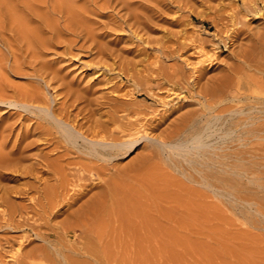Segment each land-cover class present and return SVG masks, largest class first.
<instances>
[{
	"label": "bare ground",
	"instance_id": "1",
	"mask_svg": "<svg viewBox=\"0 0 264 264\" xmlns=\"http://www.w3.org/2000/svg\"><path fill=\"white\" fill-rule=\"evenodd\" d=\"M164 1L173 2V0ZM157 2L158 0H92L90 5H84L85 3H79L78 0H0V264H94V261L108 262L114 257L118 260L119 257L121 258L120 264H128L126 261L128 259L122 253L131 246L135 250H132L135 252V260L139 259L142 263L150 259L149 253L153 251L152 236L154 237L156 232L154 228L167 227V225H161L159 217H155L158 219L156 222L152 210L153 216L149 211L145 212V202H147L145 199L159 192L155 190L156 188H161L157 183L160 180H154L155 173L161 171L158 178H162L163 183H167L166 186L175 178L163 173L160 163L154 164L153 162L156 161H148L150 156L160 153L157 150L160 145L155 142L147 143L145 145L147 151L142 152L133 161L123 165L117 161L138 145L139 142L136 141L141 136L170 143L181 136L185 137L184 133L191 129L193 131L194 126V131H197L199 124L197 126L195 122L201 118L198 119L199 114L194 115L192 114L194 112L190 113L191 111L186 110L161 128L157 135H149L143 131L140 133L139 127L144 126L147 120L146 114L138 107L139 102L135 99L142 93L141 88L127 87L120 81L109 83V78L105 81H83L72 74L62 59L76 55L86 46L87 41H90L89 44L94 43L97 52L103 54L104 46L98 37L108 34L110 30L128 28L132 32L142 30L147 32L152 29V25L158 20L157 15L154 14L160 9ZM163 6L166 7L165 4ZM262 7L264 0H229L221 12L217 13L213 9L217 13L215 15H218L216 17L225 23L222 27L221 24L218 25L217 18H212L216 24L212 37L217 39L213 41L215 45L212 49L220 48L222 42L226 44L230 40L238 39L240 34L245 32L243 24L247 23L248 16L251 13L258 15ZM106 8L108 10L111 8L112 13L111 11L108 13L110 17L104 22L106 26L104 28L97 19L90 17L89 12L106 13ZM87 21H92L93 24H88ZM223 31L230 33L226 32L227 35L224 36ZM257 32L248 33L247 40L255 44L257 40L264 39L262 38L264 31ZM191 40L193 42V39ZM171 41L158 44L159 52L154 54L153 60L144 63L141 68H137L132 61L124 58L125 48L118 47L116 50L109 47L110 56L115 55L114 62L118 66L114 76L121 80L125 78L133 81L142 78L148 83L142 88H145L150 95L155 93V85L165 87L170 94L177 95L183 90H191L192 84H196L198 85L196 94L201 98L204 97L205 102L212 108L220 95H218L219 91L225 87L232 92V97L236 96L238 99L243 96L254 97L259 104H255L256 101L255 103L248 101L247 110L252 112L255 109L256 112L233 116L229 121L232 126H228L231 129L239 127L237 133L239 136L243 133L246 135L252 133L251 135L256 136L254 134L257 133L259 137H264L259 133L264 131V62L251 55L246 45L242 48L240 46L241 49L237 53L239 62L231 64L223 71L220 69L222 72L219 75L214 74L213 78L209 75L207 80L201 83L199 73L195 78L190 79L182 66L184 63H162L161 58L175 57L176 53L178 54L185 46L176 39ZM203 41L198 39L195 43V46L200 48L198 52H201L202 57L197 60L200 62L199 66L193 65L192 74L195 70L204 67L202 65L204 60L211 58V54L203 50ZM100 61H102L101 57L96 61L98 69L102 66L109 67L106 61L105 64ZM182 61L189 64L185 58ZM110 67L112 68L113 65L111 64ZM110 67L108 70L111 69ZM99 73L101 72H97ZM12 75L25 78L23 80L25 82L14 81ZM244 79L250 82L247 85L248 90L241 89ZM50 89L54 92L52 96L48 93ZM193 94L195 95V92ZM145 98L144 95L143 99ZM140 116L145 120L141 121L139 127H135ZM214 116L217 120L218 114L214 113ZM205 119L211 121L212 118ZM176 159L174 158V162ZM146 162L152 164L145 165ZM158 167L160 170L157 171ZM203 178L205 182L211 184L208 175H204ZM11 180L16 183H9ZM181 182L182 185L186 183ZM187 185L182 186V189H186ZM189 186L186 197H177L176 204L186 208V218H194L198 217L199 211L205 209L206 212L209 206L204 205L199 211L193 209L196 196L200 198L203 193ZM232 186L231 184V188ZM185 189L183 192L186 191ZM178 193L176 192V195ZM188 194L195 196L192 197L193 202ZM152 199L154 203L157 198ZM148 203L147 206H151L155 212L160 210L159 202L157 203L159 209L155 208V203H151L152 205ZM169 204H172L171 209L176 207L175 202ZM63 206L65 209L62 211H66V215L64 214L63 221L58 225L65 227V235L68 236V227H71L79 229L78 232L87 237L81 244L85 250H81L84 253L80 258L78 254H81L79 250L81 247L77 246L79 242L77 244L76 241H72L76 247L72 245L71 250L79 247L77 250L80 252L76 251L75 254L76 252L73 251L74 253L70 254L68 251L65 254L64 252L71 246L69 244L67 249L66 244L69 243V239L64 244L63 240H60L61 247L58 241L56 243L55 239H52V235L59 227H48L44 230L41 228L43 222L47 223L46 218L59 214ZM210 208L213 214L216 213L215 206L210 205ZM171 211L162 214L166 219H170ZM200 222L198 224H201ZM48 223L50 225V220ZM140 227H144V230L148 229L150 235L143 234V228L139 232ZM166 229L163 231L167 233ZM109 231L113 233L115 231L114 236H118V240L106 239ZM36 238L42 241L39 240L37 243L36 240V243L31 244ZM158 238L160 237L157 236L156 240ZM127 239L131 240L130 244L127 243ZM154 243L157 244L155 241ZM162 244L167 246V241ZM114 246L118 249L114 250ZM62 258L66 259V262L62 260L59 263ZM130 261L132 262V259Z\"/></svg>",
	"mask_w": 264,
	"mask_h": 264
},
{
	"label": "rangeland",
	"instance_id": "2",
	"mask_svg": "<svg viewBox=\"0 0 264 264\" xmlns=\"http://www.w3.org/2000/svg\"><path fill=\"white\" fill-rule=\"evenodd\" d=\"M90 1L92 0H78L79 3L82 4L85 3L84 5L86 4L90 5L91 4ZM227 2H229V0H173V2L158 0L157 5L158 7H160V9H158V11L154 13L157 15L158 20L156 24L152 25V29H149L147 32L144 30L138 32L137 31L132 32L128 28L110 30L111 32H109L108 34H104L98 37V40L104 46L103 54L97 52V47L94 46L95 45L94 43L89 44L90 41L89 42L87 41L86 46L81 48L76 55H73L71 58L69 57L62 59L63 60L62 62H65L67 64L66 66L69 70H71L72 74H74L76 77L81 78L83 81L86 80L88 82H94L97 80L105 81L106 78H109V83H113L114 81H120L121 83L126 84L127 87L134 86L133 88L135 89L141 88L140 90H142L143 94L142 93L138 94V97H136L135 99L138 100L139 102L138 107L143 110L144 114H146L145 116L147 117V120L144 125L145 127L144 126L139 127L141 121L145 120L142 116H140L138 121L136 122L135 127H139V129L141 130L140 133H142L143 131V133L149 135L151 134L157 135L161 128L167 126L168 123H170L180 113L185 112L186 110L191 111L190 113L194 112L192 113L194 115L199 114L198 119L199 118L203 119V121L201 119H199V121L196 120L195 125L198 126L199 124V127L196 129L197 131H194L195 129L194 126L192 127L194 128L193 129L194 132L191 129L188 132L184 133L185 137L181 136L177 138L175 141H172L170 143H162L158 139L148 136L145 137L143 135L136 141L139 142L138 145H136V147H134L133 149L128 151L126 155L118 159L117 162H119L122 165L130 161H133L136 157L142 154V152L147 151V149L145 148V145L147 143L155 142L158 143L161 148L160 149L158 147L157 149L159 150L158 152H160L157 153V155L159 156L155 154L153 156H150L149 158L150 160L148 159L147 160L150 162L151 160L156 161V163L153 162L154 164L160 163L159 165L160 168H162V172L164 170L163 173L170 176V178L173 179L175 178L174 180L172 179L173 181L171 182L169 181L170 184L166 186L167 183H163V179L158 178V174H160L161 171H159L160 173L159 172L155 173L156 176L154 174L155 176L154 180H160L157 183L161 188L159 187H158L159 189L156 188L155 190L159 192H155L156 194L154 195L152 194L150 198L145 199L147 200V202H145V212L148 213L149 211L150 215H152L153 214L152 211H153L154 212L153 215L155 216L153 215L152 216L154 218L159 217L158 218L160 221L159 223L163 226L167 225V227L154 228L156 231L154 234L155 239L152 236L153 242L151 241V243H153L152 245L153 251L149 253V257H150L149 260L147 261L144 260L142 261V263H140L141 260H139L138 258H137L138 260H135L134 259L135 252H133L135 250H133L132 246L127 251H125L126 253L124 251L123 253L121 252L123 256L126 257V259H128L126 260L128 264H133V263L134 264H148V263L149 264H264V137H259V134L257 135V133L256 134L253 133L256 136L251 135L252 133L251 134L249 133V135L248 133L247 135L246 133H243L242 135L240 134L239 136V134H237L239 127L237 126H236L237 128L232 127L231 129L230 127L232 125L231 123L229 124V121L233 116L243 115V113L246 114V112L250 113L251 110L250 111L247 110V105L250 101L252 103H255L256 101L255 98L249 96L248 97L243 96L240 97L241 99L240 100L236 96L232 97L233 96L232 92L229 91L226 87L223 88L224 87L223 86L222 87L223 89H221L218 93V95L220 94L218 96L220 102L217 99L216 103L215 102L213 103L214 106L212 108L209 107V104L205 102L206 99L204 97L201 98V96L196 94V90L198 89V85L196 84H192L191 90L188 89L183 90L181 91V93L177 95L172 93L170 94L165 87H160L155 85L154 87L155 93L150 95V93L146 92L147 90L145 88H142L148 85V83H145V81L142 80V78L140 80L137 79L133 81V80H127L125 78L121 80L118 77L114 76V74H116L115 71L118 68V66H116V63L114 62L115 55L112 54L110 56L108 50L109 47L115 48L116 50L118 49V47L125 48L126 51H124V55H123L124 58L126 60L129 59L130 61H132L137 68H141L144 63H149V61L153 60L154 54L159 52V49L157 47L158 44L160 45L161 42H170L171 40H172L171 42H173V40L176 39L180 43L183 42L185 46L182 47V49L178 53L179 55L176 53L175 56L176 58L175 57L161 58L162 63L163 64H167V63L170 64L173 62H177V63L179 62L180 64L184 63L185 65L183 64L182 66L186 74L190 77V79L195 78V75L199 73L198 76L200 75L199 78H201L200 79L201 83H204V81L207 80L206 78H208L209 75L210 78H213L215 76L214 74L219 75V73L222 72L223 69L229 67L231 64L239 62L237 53L242 48V46L246 45L245 47L246 49L249 50L251 55L253 56L255 55V57L258 58L260 62L261 61L264 62V39L257 40L256 41L257 44L256 43L253 44V41L247 40L248 33L257 32L260 30L264 31V7H262L258 15H256L255 13H251L250 16H248V19L246 18L247 23L243 24V28L245 32L241 33L238 39H234V41L230 40V42H232L233 44L230 42L224 44V42H222L220 48L216 47L215 49H212V47L215 45L213 41L217 40L214 39V37H212L213 32L216 30V24L212 20V18L216 19L218 17V15L215 14L224 10L223 7L227 5ZM163 4H165L166 7H164ZM215 7L217 9H215ZM106 10H107L106 13H101V14H95V12L94 13L89 12V14L91 15L90 17H92L93 19L94 18L97 19L100 23H102L100 24V26H104V28H106L104 22L108 21L110 17L109 16L110 14L108 13L110 11H111L110 13H112L111 8H109V10L108 8H106ZM217 21H218L217 22L218 25L221 24L220 26L223 27L225 21L223 22L221 19L218 18ZM87 22L88 24L92 23V21H87ZM228 31H223L222 34L224 36L229 34L230 32L228 33ZM231 32L233 33V31ZM191 39H193V42H191L192 41ZM198 39L202 41L204 40L203 50L204 51L206 50L208 54H211L210 56L211 58L204 60V62H202V65L204 67L202 66L203 68H201V70L200 69L195 70V73L193 72L192 74L191 69H193L192 68L193 65L199 66L200 62H198L197 60H199V58L202 57L201 52H198L200 48L195 46V43H197ZM156 41H158L159 43H157ZM241 41L244 45H241L242 44ZM100 57L102 58V61H100L101 63L104 62L105 64L106 61L108 63L107 67L108 66L110 67L112 64L114 68L110 67L111 69L108 70L109 67L105 68L104 66H102L100 69H98L96 66V61ZM183 58L189 61V64H186L184 61H182ZM220 69H222V71H220ZM97 72H101V73L97 74ZM11 77H13L14 78L13 80L14 81L16 80V82L18 83L25 82L23 81L25 80V78L23 77H19L15 75H12ZM249 83H250L249 81L246 82V79H244V81L241 83L242 84L241 89L248 90L247 85ZM194 92L195 95L193 94ZM48 93L50 96L54 94L52 89H50ZM144 95L146 96L145 99H143ZM242 104L244 105L242 106ZM255 104H259V103H257L256 101ZM192 109L195 111H193ZM253 111L256 112L255 109H253ZM252 112L251 114H253ZM214 113L215 115L218 114L217 120H215ZM205 118H209V119L212 118L214 120L212 121L211 119V121H208ZM204 121L206 122L204 123ZM228 125L231 126L229 127ZM198 130L200 132H198ZM259 133H261V135H264V131ZM234 134L236 136L238 135L239 137L238 136L235 137ZM249 136L251 137L249 138ZM198 139H201V141ZM247 140L248 142H246ZM243 141L246 143H242ZM164 146L165 148L166 147L167 148L165 149ZM217 151L221 154L219 155ZM174 158H177L175 162H174ZM198 163L199 165L200 164L201 165L199 166ZM150 164H148V162L145 163V165H150ZM160 168L157 169V171L160 170ZM216 169L219 170V171L217 170V174H216ZM204 175L209 176V181L211 180V184L205 182V179L203 178ZM180 179L181 181L186 182L185 183L186 185L189 184L190 186L187 185L185 186L186 189L185 188L182 189V186H184L185 184L184 185L180 184L182 183L181 181H179ZM178 181L179 184L177 183ZM9 183H16V181L11 180L9 181ZM157 183H155L156 187L158 186ZM231 184L233 185L232 188H231ZM163 186H165L164 187L165 189L163 188ZM188 186L189 188L194 187L193 189L201 190L200 192L203 193V196H201L200 198L199 196H196L195 200L197 202L194 201L195 196H191V194L190 195L188 194L192 199V202L194 201L193 204L194 203L196 204V205L195 204L192 205L193 209L199 211L203 209L202 206L204 205L209 206V208H206V212L204 211L205 209H203L202 212L199 211V215H197L198 217L186 218V210H185L186 208L183 205L180 207V204L178 203L176 204L177 197L178 198L186 197ZM234 186L235 188H233ZM174 188H176L177 190ZM184 189L186 191L183 192ZM161 190L162 193H160ZM168 190L171 192L169 193ZM175 191L179 192L178 195H176ZM232 191H234V193H232ZM158 193L160 196L158 195ZM152 196H154L155 199L157 198L156 200H154L155 202L157 201L156 203L154 202L155 204L152 202L153 201L152 198H154ZM160 198L161 199L165 198V200L161 201ZM170 199H172L175 202L174 205H176V207L173 205L174 207H172V209H171L172 204L170 205L169 203L171 202L174 203V202L171 201ZM148 201L150 204L148 203ZM147 203L149 205H152L151 203H153L156 206V207L153 206L155 208H158L159 206L160 210H158V212H155V209H152L151 206H147ZM198 205H200V207H198ZM210 205L216 207L215 208L216 213L213 214V212L210 210L211 209ZM147 207L149 209H146ZM197 207L201 209H198ZM174 208L177 209L173 210ZM64 209L65 206L61 207L59 211L60 215L59 214L53 216L51 215L48 218H46L48 219L47 223L46 221L43 222L41 228L42 230H44L47 229L48 227H55V226L59 227L56 229L55 234L52 235V239L54 238L55 240L54 239L53 240L55 242L58 241L59 247L62 246V242L64 244V242L68 241L69 239L68 241L69 243L66 242L68 243L66 244V246H68L67 249L69 248V244L71 246L67 251L64 250L65 254H67L68 251H70L69 252L70 254L73 251L80 252L84 248L82 247L81 244L82 242L86 241L87 237L85 235L84 236L81 235L80 232H78L80 231L79 229H73L71 227H68L69 229L68 236L65 235V227L59 226L66 215V211H62ZM181 209L182 211L180 212ZM168 210L170 211L172 210L174 211L173 213H175L173 214L171 211L170 219L169 218L166 219L164 215L168 212ZM160 213L161 214L164 213V214L161 215ZM182 213L185 218L181 216ZM51 219H53L54 221ZM158 219L155 218L156 222H158ZM161 219H164V221H166L167 224L164 221L162 222ZM49 220H50V225L48 223ZM198 222H200L201 224H198ZM60 227L64 228V230L61 229ZM142 228L140 227L139 232H141L140 230L142 229V233L143 234L147 233L148 235L149 234L148 229L144 230V227ZM165 229L168 230L167 233L166 231L165 232L163 231ZM170 229H174V230L171 231ZM143 230L145 232H143ZM110 231L108 232L109 234L107 235L106 239H109L110 241L118 240L117 238L118 236L117 237L114 236L115 231L114 233ZM156 233L158 234L161 233L162 235H158V234L156 235ZM170 233L173 236L170 235ZM58 235L60 236L58 237ZM79 235H81L80 236L81 238L79 237ZM157 236L160 237L157 239L158 241L156 240ZM167 237L169 240L166 239ZM57 238H59V240ZM36 240H38V242ZM39 240L41 239L36 238L31 242V244H34L36 242L39 243ZM60 240L61 241L63 240L61 244L59 243ZM72 241L74 242L76 241L75 243L77 244L80 243L79 245H77L81 247L79 249L80 251L77 250V248L79 247H77L76 250L75 248L74 250H71L73 249L74 246ZM154 241L157 242V244L154 243ZM164 241L165 242L167 241V246H164L162 244V242L164 243ZM127 243L130 244L131 240L130 241L128 240ZM156 245L158 247V250ZM74 247H76V244ZM117 249L118 248L114 246V250ZM83 251L80 252L81 254H78L79 255L78 258H80V255L84 253ZM77 252L75 254H77ZM129 256L130 258L132 257L131 258L132 262L130 261L131 259L129 258ZM152 256H155L156 259L155 257ZM157 257L159 258L158 260ZM120 259L121 258L119 257V260ZM119 260L114 257L111 258V260L109 259L108 262L94 261V264H109V263L120 264L119 262L121 260L120 261ZM61 261L66 262V259L62 258L59 261V263H61Z\"/></svg>",
	"mask_w": 264,
	"mask_h": 264
}]
</instances>
